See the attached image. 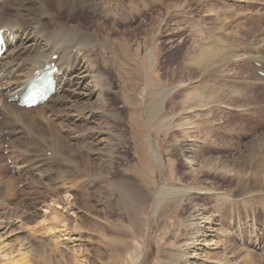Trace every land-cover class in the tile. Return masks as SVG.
Wrapping results in <instances>:
<instances>
[{
  "label": "rangeland",
  "instance_id": "rangeland-1",
  "mask_svg": "<svg viewBox=\"0 0 264 264\" xmlns=\"http://www.w3.org/2000/svg\"><path fill=\"white\" fill-rule=\"evenodd\" d=\"M138 1L130 0L127 7ZM152 1L159 2H146ZM188 1L166 0L158 20L134 33L138 39H130L126 46L131 48L129 54L113 44L114 54L104 52L100 63L99 45L82 48L76 66L88 69L79 76L78 86L64 85L63 89L77 95L75 105L70 103L76 108L73 112L78 109L90 118L75 124L65 117L52 119L53 125L62 120L60 135L70 144L69 151L54 149L47 139L28 140L33 132L25 126L18 127L26 137L25 152H37L43 157L31 170L23 162L29 154L9 147L10 140L21 134L8 138L6 130L0 133V264H59V257L52 252V236L46 234L49 221L43 218V201L49 203L52 195L63 199L66 196L73 204L65 213L73 241L57 246L65 260L71 257V248H80L84 264H184L182 257L179 260L169 256L184 252L191 255L190 264H264V0H209L208 7L192 19L186 11ZM194 26L198 29L195 34ZM200 26L207 29L204 34ZM162 29L164 41L172 35L175 45H165V55L171 60L167 64H171L164 59V69L154 72L150 53L158 41L153 35ZM208 29L210 36L205 32ZM110 37L116 42L121 35ZM143 39L147 48L137 58L133 49ZM99 40L102 48L111 43L103 37ZM219 56L231 58L219 65ZM237 56L238 61L234 60ZM156 74L162 77L159 81ZM61 95L66 93L56 98ZM186 136L190 155L181 158L176 145ZM139 147L147 151L144 165L153 162L152 149L162 151L164 163L158 166L153 162L152 176L148 168L143 165L142 169L139 164ZM53 155L56 156L52 158ZM96 164L105 167L99 176L95 175ZM169 170L175 173L171 185L165 182L169 180ZM131 177L137 179L143 201L118 197L116 186ZM13 179L16 192L12 195ZM33 182H38L36 188ZM159 186L201 193L171 199L163 190L158 201L154 197ZM35 189L38 194L34 196ZM24 190L29 192V199ZM196 205L210 216V227L215 232L206 237L202 255L193 259L184 243L191 235L189 214ZM103 212L107 217H101ZM96 221L107 231L96 229Z\"/></svg>",
  "mask_w": 264,
  "mask_h": 264
},
{
  "label": "bare ground",
  "instance_id": "bare-ground-1",
  "mask_svg": "<svg viewBox=\"0 0 264 264\" xmlns=\"http://www.w3.org/2000/svg\"><path fill=\"white\" fill-rule=\"evenodd\" d=\"M146 1H148V0H140V1H138L137 4L130 6V7H127L130 0H0V32H1L2 36L5 37L6 45H7L6 51L3 53V55L0 58V116L2 117V119L0 121V133L6 130L8 138L11 135H16L15 133L21 134V135H16L13 140H10L11 142L8 140L10 142L9 147H10L11 151L23 150L25 152V148H23V145H24V141H25L24 139H26V137H24V132L22 131V129L20 130V128H22L24 126H25V128L27 127L26 129H28V131L30 130L33 132L32 133L33 136L30 137V139H28V140H31V141L41 140V141H43V140L47 139L49 141V144L51 143V145H53L54 149L59 150L61 152H62V150H64V151L68 150L69 151V149H71V146L67 142V139L63 135H60L61 134L60 131L63 130L62 129L63 125L61 124L62 120L61 119L58 120L59 125H53L52 119L65 117L64 120L70 119L71 124H73V123L75 124L78 121H81V122L85 121L86 122L87 119L90 118L89 114H85V113L82 114L81 112L78 111V109L73 112V109L74 110L76 109V108H74V105H75L74 100H76L77 95L74 93L73 90L70 91V90H66V88H65V90L63 89L64 85H66L68 87L70 85H73L74 87L78 86L80 83V77H81L80 75H82V73L86 72V70L88 69V67L87 68L85 67L83 70L82 67L76 66L78 63L77 60H79V55L82 51V48L86 47L88 45H91V46L92 45L93 46L99 45L100 51H99L97 57H98V61L100 63L103 60L104 52L108 55H109V53L114 54V50L111 47L113 44L116 45L117 47H120L121 50H123V53L127 54V52H128V54H129V49H131V48L129 47V49H127L126 46H128L130 39H133V40L138 39L136 37L137 35H134V33L138 29H140L142 26H146L147 24L151 23V21H154L156 19L158 20V15L162 14L161 10L163 8H165V5H167V4H165L166 0H158L159 4L158 3L154 4V1L149 2V3H147ZM9 2H13L12 6H8ZM172 2H170V3H172ZM176 2L177 1H175L174 3H176ZM208 2H209V0H193V1L190 0V1H188L187 2L188 3L187 4L188 10H186V11L189 12L188 13L190 16L189 19H192V17L195 14L197 15L200 12V10L204 11L205 9L204 10H202V9L205 7H208V4H209ZM178 3H180V2H178ZM146 5H148V6L146 7ZM230 8H231V5H230ZM255 13L258 14V13H260V11L255 12ZM226 15H228V14H226ZM205 16H208V15H205ZM219 16H221V15L219 14ZM202 20L205 21L204 18H202ZM218 20H219V18H218ZM223 21H225V20H223ZM195 27H197V26H194L193 34L196 33V30L198 31V29ZM200 27H201L200 29H201L202 33L200 31L199 32L201 34H204L203 31L207 30V29H202L203 28L202 26H200ZM223 27H225V26H223ZM181 31L182 30L178 31V33L181 34ZM223 31H224V29H223ZM199 32H198V35H200ZM205 32L207 34L209 33L208 36L211 35L210 30L205 31ZM163 33H164V30L162 29L160 31V33L153 35L154 40L156 39L158 41L157 43H155L153 41L154 46L152 45L153 48L151 47L152 49H151V53H150V58L153 60L151 66H152V69L154 72L155 71L161 72L160 68H161V66H163L162 62L164 59L166 60V64H167V61H171V60H169V56H166L167 54L165 55V53H167L166 48L168 47V44H171V42L173 41V39L171 38L172 35H170V39L167 42H165L163 37H166V36H163ZM222 33H224V32H222ZM113 34L114 35L120 34L121 35L120 39L116 40V42L112 41V39H111L112 37H110V36ZM170 34H175V33H170ZM100 37L101 38L103 37L104 40H109V41L111 40V43L107 44V46H104L105 48H102L103 42L101 40H99ZM224 38H225V36H224ZM224 38H222V39H224ZM163 42H165V43H163ZM199 43H200V41H199ZM172 44L175 45V42L174 43L172 42ZM145 45H146V39H143V42H141L140 44H137V47L135 49H133L132 54L138 58L142 52H145V50L147 48ZM165 45L167 47H165ZM209 46H211V45H209ZM215 47H216V45H215ZM87 48H89V47H87ZM200 48H201V46L199 45V49ZM211 48H214V47L212 46ZM73 50H76L75 54H72ZM178 50H179V48H178ZM226 50H228V49H226ZM225 53L223 52V54H225ZM106 54H105V56H106ZM204 54L206 55V53H204ZM53 56H56L55 60H52ZM111 57H112V55H111ZM243 57H245V55ZM246 57H250L251 60H254V56H252V55L251 56L248 55ZM228 58H231V57H223V58L220 57L217 60L218 64L219 65H221V64L225 65L224 62L229 60ZM82 59H85V58L82 57ZM191 59H192L191 60V62H192L194 59L193 58H191ZM237 59L239 60L238 56L235 57L234 60H237ZM243 59H245V58H243ZM172 60H173V58H172ZM94 61H92L91 63H93ZM217 61H214V62L217 63ZM49 63H54V66L57 67V71L52 75L53 78L55 79V82H56L55 88H54V94L42 105H38L35 107H31V108L20 107L18 105V101L15 100V98H18L26 90V88L29 85V83L31 82V80H33L37 76V72L42 70L43 66L45 64H49ZM211 66H212V64H211ZM80 69H82L83 71H80ZM92 69H93V67H92ZM156 78L159 81L162 77L160 78V75L156 74ZM97 79H100V78H97ZM180 80H182V79H180ZM97 82L99 83V81H97ZM106 83H108V82H106ZM192 83H193V81H192ZM101 84H103V82ZM216 90H218V89H216ZM101 91H103V92L108 91V89L104 90L102 88ZM61 92L66 93V95H61L59 98H56L57 94H59ZM234 94L236 96L238 93L236 94V92L234 91ZM217 99H218V97H217ZM184 102H185V100H184ZM70 103H72L74 105H70ZM186 104L188 105V103H186ZM187 105L185 108L188 107ZM196 110H197V108H196ZM43 111H45V113ZM71 112H73V113H71ZM74 113H76V114L72 115ZM198 126H196V127L199 129ZM18 127H20V128L18 129ZM14 128H16L15 131H14ZM188 128H190V127H188ZM24 131H27V130H24ZM201 133H203V132H201ZM1 134H3V133H1ZM205 136H206V134H205ZM33 137H35V139H33ZM74 139H75V136H74ZM188 139H189V136L188 137L186 136V137H184V139L182 141H180L178 143V145H176V147L178 148L179 156L181 158H184L186 154L190 155V149L191 148H190V145L188 143V141H189ZM2 140H4V139H2ZM9 142H7V143H9ZM25 143H28V141ZM36 144L34 143V146ZM40 144H41V142H40ZM142 144L145 145V142L142 141ZM44 147H46V146H44ZM26 150H28V149H26ZM56 150H54V151H56ZM28 151H26L25 153H26V155L27 154H29V155L23 157V162H24V165L26 164V167L28 169L33 170L36 168V165H38V162H40L42 160L41 158H43V157L41 155H37L36 154L37 152L35 153L32 151L31 153H29ZM40 153H41V151H40ZM137 153H138L139 164L142 165L141 167L143 169V165H144L146 159L148 158L147 157V151L145 150L144 147H139L137 150ZM58 154H59V152H58ZM58 154H56V155H58ZM151 155H152L153 162L156 165L159 166L160 162L164 163V161L162 159V156H163L162 151H160V153H159L158 151L155 152L154 149H152ZM55 156L53 155L52 158ZM60 156H61V154H60ZM19 158H20V156H19ZM45 161H46V158H45ZM153 162L150 160L144 165V167H146L150 170V173H149L150 176H152ZM53 163H55V162L53 161ZM215 163H217V162H215ZM102 166H103V164H102ZM102 166L98 165V164L95 165V175L96 176H99L103 172V170L105 169V167L103 166L104 168H102ZM28 171H30V170H28ZM169 171L171 173L169 180H165V182H167L171 185L173 183L175 173L173 172V170H169ZM77 173H78V171H77ZM109 175H110V177H114V176H111V174H109ZM1 180H2V178H1ZM150 181L156 185V182H154L153 179H151ZM15 182H16V180L13 179V181H12L13 186H11V188H10L12 195L15 194V192H16L15 186H14ZM136 182H137V179H134L133 177H131V179L119 182L118 186H116L117 190H118L117 193H119L118 197L119 198L120 197L125 198V199L127 198V199L132 200V201H143V194H142L139 186H137ZM37 183L38 182H35V183L33 182L32 185L34 184V186L36 188ZM82 183H84V182L82 181ZM75 184H77V183H75ZM76 187H77V185H76ZM29 188H30V186H29ZM158 189L159 190L154 197V198L157 197L158 201L160 200V198H159L160 195H163V192H164L163 190H167L168 195L171 199L176 198L178 195L182 196V195H187V194H191V193H194V194L195 193H201V192H197V191L196 192H190V191H193V189L192 190H189V189H187V190H180L179 189L178 190V189L173 188V187L165 189L164 186H159ZM6 190L8 191V188ZM26 192L24 190L25 196L29 199L30 198V197H28L29 192H28V194ZM33 192H34L33 193L34 196H35V194H38V190H36V189ZM30 193H32V192H30ZM53 194H55V192H53ZM202 194H207V193L203 192ZM8 197H11V196L8 195ZM52 197H53V199H51L49 201V203H44V201H43V205H42L44 213H45L43 215V218L48 219V221H49V226L47 227L49 233L46 232V234L49 236H52L51 238H52L53 244L55 246L54 250L52 252L54 253L55 257H59V259H58L59 264H65V263H67V261H70L69 264H84V259H82L83 257L80 256L81 255V252L79 251L80 248L79 249L71 248V257H69L67 260H65L66 258H65V256H63L62 251L58 250L57 246L59 244L60 245H66L65 244L66 241H68V242L73 241L72 232H71L72 229L69 227L70 222H68V220L66 219L67 215L65 214L67 211L70 210V208L73 206V204L68 201L66 196L64 197V199L58 198V197L56 198L55 195H52ZM31 199H32V197H31ZM249 201L252 202V200H249ZM104 204L98 203V206L99 205L104 206ZM261 209H263V208H261ZM98 212H100V211H98ZM189 215L190 216H189L188 227H189V232L191 233V235L188 238V240L184 243V247H185V250L189 252L188 254H192L193 255L192 258L196 259V257H198V256L200 257L202 255L203 248L205 246H207V243L205 241L206 237L211 235V234H209L210 232H215V231H213V229L210 227L212 220H211L210 216L206 214V211L203 208H200L199 206H197L192 210V212H190ZM105 216H106V212H103L101 217H105ZM99 222L100 221L95 222V228L101 232L107 231V228L103 227L102 223H99ZM103 224L106 225L107 223L103 222ZM50 233L51 234L53 233V234L50 235ZM225 243H227V242H225ZM169 256H171L173 258L175 257L179 260L182 257L184 264H190V263H188V258L191 255H187L186 252H184V254H181V255L180 254L178 255L175 253L174 254L170 253ZM245 260H243V261H245Z\"/></svg>",
  "mask_w": 264,
  "mask_h": 264
}]
</instances>
